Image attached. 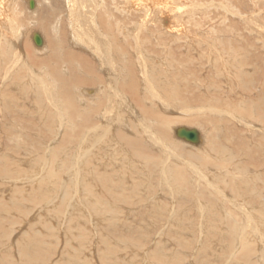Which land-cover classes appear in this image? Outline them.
<instances>
[{
	"label": "rangeland",
	"instance_id": "obj_1",
	"mask_svg": "<svg viewBox=\"0 0 264 264\" xmlns=\"http://www.w3.org/2000/svg\"><path fill=\"white\" fill-rule=\"evenodd\" d=\"M10 1L4 7L8 15L0 18V264H264V0H183L182 11H192L181 13L183 37L157 27L144 34L145 58L159 69L151 75L162 80L157 95L175 105L178 102L166 93L175 86V96L186 103L184 111L170 112L152 101L140 79L141 65L132 74L144 108L153 107L175 120V127L200 130L204 140H212L207 152L201 150L203 145L193 148L192 143L176 139L175 132L166 138L156 130L154 142L158 139L166 146L180 142L182 149H150L128 133L130 124L136 135L145 137L132 116H123L126 130H113L115 108L103 99L107 82L100 80L98 87L75 78L72 82V77L82 74L77 63L66 57L65 62H57L52 51L49 56L37 53L31 38L34 33H48L39 27L37 17L58 8L51 23L65 42L63 54L67 56L69 49L95 59L79 45L78 38L89 30L72 27L74 1L33 0L34 9L30 0ZM101 2L99 9L91 5L98 32H102L100 21L118 26L127 19L125 10H118L124 0ZM133 14L127 15L130 23L123 27L136 25L143 31L142 16ZM19 30L24 34L15 50L20 57L16 64L5 47ZM96 75L106 79L99 68ZM79 86L97 88L96 93L89 99L76 95ZM131 103L139 115L140 107ZM140 118L147 119L149 129L158 123L150 115ZM141 154L145 161L138 157ZM230 162L243 174L232 177ZM169 167L176 173L169 174ZM182 168L185 172L180 175ZM243 214L254 222L240 225Z\"/></svg>",
	"mask_w": 264,
	"mask_h": 264
},
{
	"label": "bare ground",
	"instance_id": "obj_2",
	"mask_svg": "<svg viewBox=\"0 0 264 264\" xmlns=\"http://www.w3.org/2000/svg\"><path fill=\"white\" fill-rule=\"evenodd\" d=\"M6 1L7 0H2V2L0 3V18L3 17V15H8V13L6 14L7 11H5L4 7H5V4H6ZM12 1V0H11ZM10 1V2H11ZM29 1V0H28ZM32 1V0H30ZM29 1V3H30ZM71 1H74V3H72L73 5V11L70 12V14H72V17L74 18V25L72 27H75V28H78L79 26H84V28L87 30H89L88 32H86L87 34H83L84 36L82 38H78L80 39L79 41L81 42L79 45L80 46H83L85 48V50H88V52H92V55L95 59H89L85 56V54H79L75 51H72V50H68V53L67 56H65V54H63L64 52L61 51V49L64 48V44L65 42L62 41V36H58L59 35V31L57 29L56 33L54 34L53 31L51 30L52 29V23H51V20L53 18H56V15H57V12H58V8L56 10H54L53 8L52 11L49 9L47 11V14H45L46 12L43 11L41 13V15H39L40 17H37L38 20L40 21L39 22V27H41L42 29L44 28V30H47L48 33H44L45 36L47 35V37L44 36V34L42 35V33L40 34V36L42 37L43 39V45L38 47L36 44V46L33 44L34 43V40H33V37L35 34H39V33H34L32 35V40H33V45L35 46V48L37 49V53H40V54H47L48 55V52H51V53H54L57 55V62L58 60L59 61H62V62H65L66 58L72 60L73 62H76L79 70L82 74H79V73H76V74H79V75H75L74 77L71 78V81L73 78H75L74 80H76L77 82H88V83H82V84H94L97 85L100 80H104L107 82V85L104 86L105 87V90H104V93H103V99L106 101L107 105H111L110 107L112 108H115L114 112L112 113L113 115L111 116V119L113 120V130H114V127H117L119 130H123L125 129L126 130V127L124 126L123 122L124 121V118L126 116H132L133 118L135 117V119L138 121V128H140V130L143 132L144 134V138H142L141 136L139 135H136V132H133V127L129 125V127L127 128V131H130L128 133H130V135L132 136H136V138L142 142V143H146V146L150 149H151V146L152 147H156L155 149H162V150H165V151H168L172 148V150H180L182 149L181 147V143L180 142H175L173 141V143H171L169 146H166V145H162L160 143H157V140L156 142H154V139H153V135H154V132L155 130L156 131H159V132H162V134H166L165 137L167 138L168 135H171L172 133H174V136L176 137V139L178 140H183L182 142L184 143V139H180L177 137L176 135V132L178 129L180 128H187L188 130H196L198 132V137H199V144L197 145H194V144H191L193 146V148H199L201 147L202 145V148L201 150L202 151H205L207 152L210 148V146L212 145V140L209 141V138H207L206 140H204V137L201 133L200 130H197L196 128H191V127H186V126H177L175 127L177 124V122L173 119H171L170 117H165L159 113L156 112V110L152 107H148V108H144V100L142 98H140L139 94H138V91H137V88L135 87V85H138L137 84V79L134 77V74L133 71L134 69L136 68V66L140 67L141 65L143 66V70H144V74L142 76L141 81L144 83V88L146 89V91H148V93H150L151 96V100L152 101H155V102H160L163 106V109L166 110V111H170V112H174L175 110H181L184 111V106L186 103H184L183 101L180 103L179 101V95H176L174 94V91H176L175 89L176 88H173L175 86H173L171 89H168L169 92H166V93H169L170 94V97L171 99L173 100V102H178L180 104H182V107H178V103H175V105L172 104V102L170 104H168L167 102L164 101V97H161L159 94L157 95V92L156 93V89H157V86L159 87V84L161 83L162 80H159V81H156V78H154L151 74L152 73H155L158 72L157 70H159L156 66L153 67L151 63H149L147 61V58L146 55H145V48H146V45H147V39H145L146 36H144L145 32L149 31V29L151 27L155 28L157 27L158 29L160 28H163L167 33H170L172 35V33H184V30L186 29L185 26H184V20L182 19L181 17V13H191L189 8L188 10L186 11H182L183 8H184V5L185 4H180V2H183V0H124L125 1V4L123 3V5H119L118 7V10L120 12H133V13H136L135 15H141L142 17L140 19L143 20V24L141 26L144 27V30L141 31L139 28L135 27L136 25H133V27L129 28V29H126L123 27L122 24H127V23H130L128 21V19H130L128 16H132L134 15L133 13H123L124 15H126V20L125 21H122V23L119 22V25L117 26H107L103 21H100L101 22V27H100V31H102L101 33L98 32L99 29L97 26H99L97 24L96 21H93V17H94V20L97 18V16H95V12L93 9H91V5H95V9H99L97 5L101 4L104 5V1L101 2V0H71ZM107 1V0H106ZM113 3H114V0H111ZM186 1V0H185ZM188 1V0H187ZM14 2V1H13ZM76 2H79L78 4V9H77V3ZM220 2V1H219ZM9 4V3H8ZM7 4V5H8ZM11 4V5H10ZM8 6H9V9L11 10L12 8V3H10ZM111 4V3H110ZM192 4V3H191ZM56 5V4H55ZM114 5V4H113ZM112 5V7H113ZM35 6H37V3L35 1ZM67 6V5H66ZM70 6V5H69ZM192 6V5H191ZM211 6V5H209ZM213 6V5H212ZM68 7V6H67ZM66 7V8H67ZM71 7V6H70ZM69 7V8H70ZM90 7V8H89ZM103 7H106V6H103ZM102 7V8H103ZM35 8V7H34ZM50 8V6H49ZM121 8H122V11H121ZM39 9V8H37ZM103 9H101L102 11ZM5 11V13H4ZM93 11V12H92ZM188 11V12H187ZM238 11V10H237ZM36 12H38V10H36ZM69 12V11H68ZM99 12V11H98ZM105 13H107L106 11H104ZM114 12V11H113ZM39 13V12H38ZM111 13V12H110ZM205 13V12H203ZM42 15H45L43 18H42ZM101 15V14H100ZM106 16V14H104ZM112 15V14H111ZM189 15V14H188ZM187 15V16H188ZM55 16V17H54ZM7 17V16H6ZM36 17V15H35ZM96 17V18H95ZM108 18H110V16H107ZM71 18V17H70ZM103 18V17H102ZM58 19V18H57ZM69 19V18H67ZM71 20V19H69ZM109 21V19H107ZM132 20V19H131ZM138 20V19H137ZM190 20V19H189ZM33 21V20H32ZM61 21V20H60ZM111 21V20H110ZM120 21V20H119ZM134 20H132V23H133ZM36 22V20L34 21ZM69 22V21H68ZM245 22V21H244ZM117 23V22H116ZM136 22H134L135 24ZM190 23V22H189ZM37 24V23H36ZM71 24V23H70ZM188 24V23H187ZM32 25V23H31ZM22 26V25H21ZM30 26V25H29ZM71 27V26H70ZM71 27V28H72ZM119 27V28H118ZM118 28V30H117ZM188 28V26H187ZM22 29V28H21ZM132 29H134L135 31H132ZM142 29V28H141ZM76 30V29H74ZM79 30V29H77ZM76 30V32H77ZM81 30V29H80ZM117 33H116V31ZM140 30V31H139ZM161 30V29H160ZM226 30V29H225ZM20 31V30H19ZM23 30H21L15 37L12 38V43L9 41L10 43V46L9 47H5L7 49V54L9 55V59L13 60L16 64H18L20 61V57L16 54L15 50L17 51V48L19 47L20 45V41H21V37L23 36ZM46 31V32H47ZM62 31V30H61ZM164 31V32H165ZM251 31V30H250ZM70 32V31H69ZM23 33V34H22ZM153 33V32H151ZM76 34V33H75ZM122 34V35H121ZM168 34V35H170ZM12 35V34H11ZM72 35V34H71ZM79 35V34H78ZM81 35V34H80ZM154 35V34H153ZM161 35V34H160ZM179 35H182V34H179ZM202 35V34H201ZM70 36V35H69ZM76 36V35H75ZM156 36V35H155ZM132 37L135 38L134 39V42L132 43ZM158 37V35H157ZM161 37V36H160ZM177 37V36H176ZM183 37V35L181 36ZM185 37V36H184ZM187 37V36H186ZM188 38V37H187ZM69 39V38H68ZM76 37L74 38V43H76L77 45V40H78ZM197 39V38H196ZM6 40V39H5ZM47 40V42H46ZM4 41V40H2ZM228 42V41H227ZM64 43V44H63ZM1 44V43H0ZM7 44V43H6ZM208 44V43H207ZM78 45V46H79ZM151 47H153L154 49H156V45H150ZM73 47V46H72ZM83 47H81L82 49H84ZM72 49V48H71ZM81 49V50H82ZM1 50V49H0ZM19 50V49H18ZM77 50V49H76ZM80 50V49H79ZM78 51V50H77ZM6 52V51H5ZM79 52V51H78ZM153 52V51H152ZM43 54V55H44ZM63 54V55H62ZM88 54V53H87ZM207 54V53H206ZM46 55V56H47ZM49 56V55H48ZM7 57V58H8ZM37 57H39L37 54H36V57L35 59L37 60ZM54 57V56H52ZM151 58V57H149ZM45 59V58H44ZM8 60V59H7ZM39 60V59H38ZM37 60V61H38ZM47 59H45L46 61ZM152 60V59H151ZM40 62H44L42 60H39ZM48 61V60H47ZM228 61V60H227ZM11 62V61H10ZM34 62V61H33ZM71 62V61H69ZM157 62V60L155 61ZM12 63V62H11ZM55 63V62H54ZM68 63V62H67ZM154 63V62H153ZM8 64V63H6ZM15 64V65H16ZM34 64V63H33ZM73 64V63H71ZM150 64V65H149ZM32 65V64H31ZM59 65V64H58ZM75 65V66H76ZM35 66V65H34ZM40 66V64H39ZM49 66V65H48ZM64 66V65H63ZM67 66H70V65H67ZM24 67V66H23ZM37 67V65L35 66ZM71 67H74V66H71ZM39 68V67H38ZM45 68V67H44ZM48 68V67H47ZM99 68V70L104 73L106 79H102L100 77H98L96 75V71L97 69ZM226 68V67H225ZM230 68V67H229ZM9 69V68H8ZM36 69V68H35ZM65 69V68H64ZM74 69V68H72ZM137 69V68H136ZM52 70V69H51ZM75 70V69H74ZM83 70L85 72H83ZM152 70V71H151ZM35 71V70H34ZM38 71V70H37ZM50 71V69L48 70ZM46 70V72H48ZM54 71V70H53ZM61 71V70H60ZM64 71V70H62ZM69 71V70H68ZM67 71V72H68ZM87 71V72H86ZM231 71H234V70H231ZM230 71V72H231ZM45 72V71H44ZM57 72V71H56ZM65 72V71H64ZM74 72V71H73ZM76 72V71H75ZM152 72V73H151ZM45 74V73H44ZM57 74V73H56ZM64 74V73H63ZM61 73V75H63ZM67 74V73H66ZM74 73H72L73 75ZM228 74V73H227ZM231 74V73H230ZM50 75H52L50 73ZM54 75V74H53ZM69 75H71L69 73ZM68 75V77H69ZM138 75V74H137ZM60 76V75H59ZM87 76V77H85ZM61 77V76H60ZM66 77V75H65ZM64 77V78H65ZM165 77H167L168 79H170L171 77L169 75H166ZM57 78V77H56ZM42 80V78H41ZM48 80V79H47ZM57 80H59L57 78ZM96 80V81H95ZM171 80V79H170ZM43 81V80H42ZM64 81V80H63ZM91 81V82H90ZM140 81V83H142ZM45 79H44V83H45ZM48 82V81H47ZM46 82V83H47ZM59 82V81H58ZM67 82V81H66ZM73 82V81H72ZM54 83V81H53ZM64 83V82H62ZM70 84V82H69ZM67 83V85H69ZM72 84V83H71ZM76 84V83H75ZM103 84V83H102ZM60 85V84H59ZM65 86V84H63ZM171 85H174L172 82H171ZM50 86V85H48ZM47 86V87H48ZM73 86V84H72ZM71 86V88H72ZM77 86V85H76ZM85 86V85H84ZM87 86V85H86ZM101 86V85H100ZM141 86V85H139ZM51 87V86H50ZM62 87V86H61ZM69 87V86H68ZM83 87V86H82ZM81 86L77 87V93H74V94H79V96H85V98L87 97V99H89V95L91 93H96V91H94L95 89H91V88H82ZM95 87H98V86H95ZM49 88V87H48ZM74 88V87H73ZM72 88V90H73ZM103 88V86H102ZM55 89V87H54ZM53 89V90H54ZM61 88H59L60 90ZM100 89V88H99ZM167 89V88H166ZM48 90V89H47ZM50 90V89H49ZM51 90V91H53ZM63 90V89H62ZM66 90V89H65ZM141 90V89H140ZM156 90V91H155ZM67 91V90H66ZM65 91V93H66ZM68 91H71L68 89ZM101 91V90H100ZM103 91V90H102ZM39 92V91H38ZM75 92V91H73ZM141 92V91H140ZM72 93V92H71ZM165 93V92H164ZM67 94V93H66ZM64 94V95H66ZM81 94V95H80ZM100 94V93H99ZM43 95V94H42ZM53 95V94H52ZM68 95V94H67ZM70 95V94H69ZM63 95H61L62 97ZM81 96V97H82ZM93 97V96H92ZM96 97V96H95ZM130 99H127L129 98ZM142 97V96H141ZM60 98V97H59ZM59 98H56V99H59ZM71 99H73L71 96H70ZM79 98V97H78ZM84 98V99H85ZM63 99V98H62ZM65 99V98H64ZM67 99V98H66ZM65 99V100H66ZM69 99V98H68ZM102 100V101H104ZM188 100V99H187ZM205 100V99H204ZM54 101V100H53ZM68 101V100H66ZM74 101V100H73ZM70 102L71 105L74 104V102ZM132 102H134L138 107H140L141 109V112H139L140 114H143L145 116H149L152 117V118H155L156 120H158V123L155 127H151L149 129V126L147 124V122L145 120L147 119H141L140 118V114L137 116L136 115V112L135 111V108L132 107ZM61 102V101H60ZM63 102V101H62ZM84 102V100H83ZM90 102V101H88ZM92 102V101H91ZM98 102V101H97ZM58 103V102H57ZM76 103V102H75ZM79 104V102H77ZM87 103V102H86ZM100 103L101 102V99H100ZM85 104V103H84ZM97 104V107H98V103H95ZM105 104V102H104ZM179 104V105H180ZM209 104V103H207ZM61 105V104H60ZM86 105V104H85ZM88 105V104H87ZM93 105V104H92ZM91 105V106H92ZM107 105H104V106H107ZM211 105V104H210ZM46 106V105H45ZM57 106V105H56ZM64 106V104H63ZM76 106V104H75ZM89 106V105H88ZM90 106V107H91ZM100 106V105H99ZM208 106V105H207ZM62 107V106H61ZM60 107V108H61ZM73 107V106H72ZM65 108V107H64ZM68 108V107H67ZM75 108V107H74ZM96 108V107H95ZM94 108V109H95ZM102 108V107H101ZM59 109V108H58ZM82 109V108H81ZM92 109V108H90ZM94 109L92 111H94ZM60 110V109H59ZM62 110V109H61ZM66 110V113L68 112L67 109H64ZM71 110V109H70ZM75 110V109H74ZM78 110V108H77ZM88 110V109H87ZM86 110V111H87ZM96 110V109H95ZM99 110V109H97ZM96 110V111H97ZM109 107L108 109L106 110L107 113H110L109 111ZM72 111V110H71ZM88 111H91V110H88ZM87 111V112H88ZM70 112V111H69ZM99 112V111H98ZM103 112V111H102ZM105 112V113H106ZM189 112V111H188ZM76 113V112H75ZM74 113V114H75ZM85 113V112H84ZM95 113V112H94ZM97 113V112H96ZM101 113V112H100ZM104 113V114H105ZM106 113V115H108ZM161 113V112H160ZM59 114H61V111L59 112ZM73 113L71 115H74ZM189 114V113H188ZM51 115V114H50ZM62 115V114H61ZM99 115V113H98ZM105 115V116H106ZM191 115H194L191 113ZM190 115V116H191ZM84 116V114H83ZM86 116V115H85ZM109 116V115H108ZM125 116V117H123ZM137 116V117H136ZM197 117V116H196ZM263 117V116H262ZM51 118V117H50ZM54 118V117H53ZM69 118V117H68ZM72 118V117H71ZM87 118V117H86ZM96 118V116H95ZM94 118V119H95ZM99 118V117H98ZM194 118V117H193ZM74 119V118H73ZM86 120V119H85ZM103 119L101 118V121ZM88 121V120H87ZM89 121H92L91 119H89ZM94 121V120H93ZM197 121H199L197 119ZM209 121V120H208ZM73 122V121H72ZM71 122V123H72ZM84 122V121H83ZM86 122V121H85ZM109 122V121H108ZM126 122V121H124ZM204 122V121H203ZM207 122V121H206ZM204 122V123H206ZM105 123V122H104ZM97 124V123H96ZM107 124V123H105ZM70 125V124H69ZM84 126H86V123L83 124ZM90 125V124H89ZM175 125V126H174ZM96 126V125H95ZM105 126V125H104ZM110 126V125H109ZM109 126H108V129H109ZM112 126V125H111ZM110 126V127H111ZM80 127H82L80 125ZM97 127H99V125H97ZM137 127V126H136ZM84 128V127H83ZM96 128V127H95ZM100 128V127H99ZM136 128V129H138ZM12 129V128H11ZM74 129V128H73ZM102 129V128H101ZM96 130V129H95ZM98 130V129H97ZM96 130V132H97ZM104 130V129H103ZM109 130H112V129H109ZM99 131V130H98ZM116 131V130H115ZM114 131V133H115ZM139 131V130H138ZM173 131V132H172ZM217 131V130H216ZM95 132V135H97V132ZM7 133V132H6ZM103 133V132H102ZM201 133V134H200ZM126 134V133H125ZM4 135V134H3ZM122 136V135H121ZM127 136V135H126ZM210 136V135H209ZM124 137V135H123ZM109 138V137H108ZM133 140V139H132ZM124 141V140H123ZM122 141V143H123ZM131 141V140H130ZM129 141V142H130ZM138 141V142H139ZM216 142V141H215ZM228 143V142H227ZM124 144V143H123ZM126 144V143H125ZM129 144V143H128ZM123 146V145H122ZM128 146V145H126ZM263 146V145H262ZM112 147V146H111ZM124 147V146H123ZM125 148V147H124ZM128 148V147H126ZM170 148V149H169ZM225 148V147H224ZM129 149V148H128ZM226 149V148H225ZM221 150V149H220ZM224 150V149H223ZM222 150V151H223ZM236 151V150H235ZM131 152V151H130ZM140 152V151H139ZM204 152V153H205ZM238 152V151H236ZM226 153V152H225ZM134 154V153H133ZM140 154V153H139ZM203 155V154H202ZM201 155V156H202ZM138 156V155H137ZM142 156L139 155L138 157ZM228 156V155H227ZM254 156V155H253ZM145 157V156H144ZM148 157V156H147ZM217 157V156H216ZM220 157V156H219ZM209 158V157H208ZM232 158V157H231ZM202 159V158H200ZM213 159V158H212ZM221 159V158H219ZM225 159V158H224ZM235 159V158H234ZM140 160L142 161H145L144 159H142L140 157ZM183 160V159H182ZM199 160V159H198ZM203 161L202 163H205L204 161L205 160H201ZM213 162V161H212ZM212 162H209L208 163H212ZM232 162H234L233 158H232ZM200 163V162H199ZM207 163V161H206ZM205 163V164H206ZM231 163V162H230ZM213 164V163H212ZM211 164V165H212ZM228 164V163H227ZM233 168L230 169V175H234V174H238L240 172V174H243V171L242 169H240V167L235 164V163H231ZM186 165V164H185ZM185 165H184V168H185ZM201 165V164H200ZM204 165V164H202ZM209 166V165H208ZM216 166V165H215ZM231 166V165H230ZM187 167V165H186ZM200 168V167H199ZM170 170H168L167 172L169 174H173V173H176L175 169L169 167ZM180 169V168H179ZM188 168H186L187 170ZM211 169V168H210ZM221 169V168H220ZM233 169L236 170V173H233ZM196 170V169H195ZM195 170H192L195 172ZM234 170V171H235ZM198 171V170H197ZM200 172V171H198ZM206 171V170H205ZM185 172V170L182 168L180 170V175H182V173ZM222 174V173H221ZM177 177H178V174H176ZM201 175V174H200ZM203 175V174H202ZM206 175V174H205ZM211 175V173L209 174ZM229 175V174H228ZM229 175V176H230ZM175 176V175H174ZM185 176V175H184ZM198 176V175H197ZM213 176V175H212ZM238 176V175H237ZM210 177V176H209ZM233 177V176H232ZM179 178V177H178ZM186 178V177H185ZM181 179V178H179ZM199 179V178H198ZM203 178H201L202 180ZM208 179V178H207ZM200 180V179H199ZM236 181V179H234ZM249 180V179H248ZM204 181L206 182L207 180L204 179ZM240 181V180H239ZM208 182V181H207ZM250 183V182H249ZM260 192V191H259ZM261 195V194H260ZM239 197V196H238ZM240 199H238L239 201ZM251 200V199H250ZM263 200V199H262ZM233 202V201H232ZM241 202V201H240ZM263 202V201H261ZM234 203V202H233ZM237 203V202H236ZM235 203V204H236ZM234 204V205H235ZM241 204V203H240ZM244 205V204H241V206ZM247 205V204H246ZM250 205V203H249ZM252 205V204H251ZM231 206V205H229ZM237 206V204H236ZM235 206V207H236ZM248 206V205H247ZM260 206V204H259ZM245 207V205H244ZM252 207V206H251ZM250 207V208H251ZM230 208V207H229ZM247 208V207H245ZM245 208H243L242 211L245 210ZM264 208V206L262 207ZM239 209V208H238ZM237 210V209H235ZM250 210V209H249ZM252 210V209H251ZM250 210V211H251ZM264 210V209H263ZM231 211V210H229ZM240 211V210H239ZM237 211V212H239ZM241 211V212H242ZM202 212V211H201ZM245 212V211H244ZM248 212L246 211L245 214H247ZM248 215V214H247ZM244 217V219L242 220V222L240 223V225L242 226H246L247 223L249 222H254V221H251L253 219H250V221L248 220V218L245 219V216L244 214L242 215ZM250 216V215H249ZM217 217V216H216ZM229 217V216H228ZM239 217V216H238ZM242 217V218H243ZM253 217V216H252ZM259 217V216H258ZM224 218V217H223ZM234 218V217H233ZM264 218V217H263ZM225 219V218H224ZM238 219V218H237ZM221 220V219H220ZM222 221V220H221ZM237 221V220H236ZM240 220H238L239 222ZM257 222V220H256ZM228 223V221H227ZM258 223V222H257ZM232 224V222H231ZM235 224V223H233ZM252 224V223H251ZM237 225H239L237 223ZM258 225V224H257ZM225 226V225H224ZM234 228V227H233ZM235 229L239 230V226L235 227ZM233 235V234H232ZM243 245V244H242ZM247 251V250H246Z\"/></svg>",
	"mask_w": 264,
	"mask_h": 264
},
{
	"label": "water",
	"instance_id": "obj_3",
	"mask_svg": "<svg viewBox=\"0 0 264 264\" xmlns=\"http://www.w3.org/2000/svg\"><path fill=\"white\" fill-rule=\"evenodd\" d=\"M29 7L30 9H34L35 2L33 0L30 1ZM33 40L38 47L43 45V39L39 34H35ZM176 135L178 138L184 139L185 141L192 143L194 145H197L200 142L198 137V132L196 130H188L187 128H180L177 130Z\"/></svg>",
	"mask_w": 264,
	"mask_h": 264
},
{
	"label": "clouds",
	"instance_id": "obj_4",
	"mask_svg": "<svg viewBox=\"0 0 264 264\" xmlns=\"http://www.w3.org/2000/svg\"><path fill=\"white\" fill-rule=\"evenodd\" d=\"M51 30H52V31H53V33L55 34V33H56V31H57V26H56V25H53Z\"/></svg>",
	"mask_w": 264,
	"mask_h": 264
}]
</instances>
